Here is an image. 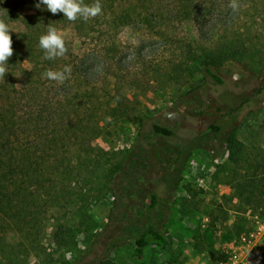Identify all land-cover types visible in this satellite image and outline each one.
<instances>
[{
    "label": "rangeland",
    "instance_id": "obj_1",
    "mask_svg": "<svg viewBox=\"0 0 264 264\" xmlns=\"http://www.w3.org/2000/svg\"><path fill=\"white\" fill-rule=\"evenodd\" d=\"M168 1L163 10H142L121 26L110 52L97 34L93 41L70 25L59 29L74 54L64 66L76 64L95 83L100 130L90 139L64 134L57 155L68 164L58 168L57 183L46 177L35 192L32 229L30 219H9L4 251L23 254L27 245L22 264H91L103 255L117 264H215L249 230L251 214L264 208L263 201L247 207L234 196L230 182L240 175L223 143L234 127L248 152L264 149V0H237V10L231 0H201L189 18ZM233 37L250 59L216 68L218 83L194 55ZM43 82L49 100L65 96L61 112L69 121L79 103L71 95L72 74L63 84ZM153 123L173 134L154 132ZM210 124L219 127L216 134ZM201 176L204 189L197 184ZM151 193L156 204L149 211L168 245L137 253L127 231L145 218Z\"/></svg>",
    "mask_w": 264,
    "mask_h": 264
},
{
    "label": "trees",
    "instance_id": "obj_2",
    "mask_svg": "<svg viewBox=\"0 0 264 264\" xmlns=\"http://www.w3.org/2000/svg\"><path fill=\"white\" fill-rule=\"evenodd\" d=\"M165 0H100L102 14L90 18L87 22L77 19L68 21L62 13L51 14L44 5H36L39 0H0V18L8 24L11 32L13 55L7 61V70L4 79H0V264H22L29 256L28 246L24 245L23 254L4 251L6 246L4 233L9 219L17 216L23 222L32 220L29 228H33L34 214L31 210L35 199V192H39L42 183L46 180L57 183L58 168L66 165V157L57 155L61 147L64 134L70 132L76 136L79 132L86 134L89 139L97 136L100 130L99 120L96 118L95 83L86 79L77 65L71 68L74 80L72 97L78 98V109H74L69 121L65 119L61 110L64 107L65 96L62 93L54 101L45 97L43 73L48 69L62 68L74 57L69 46L67 54L56 60H45L43 51L38 45V38L46 33L47 26L52 25L58 30L70 25L80 37L94 41L95 34L102 38L101 49L106 52L114 50L115 36L119 28L142 14V10L157 12L167 5ZM175 3L177 12L183 18L191 17L197 10L201 0H169ZM94 0H84L91 5ZM173 5V4H172ZM140 9V10H139ZM24 10L34 12L32 17L23 14ZM181 17V18H182ZM194 60L204 72L218 83L222 79L215 73V69L229 62H244L250 59L245 44L239 37L228 38L208 49L199 47ZM74 62V60H72ZM29 65V66H28ZM20 75L21 81H16ZM79 108L84 111L79 116ZM71 126V127H69ZM210 130L216 134L219 127L210 124ZM69 130V131H68ZM152 130L162 136H170L173 131L157 123H153ZM46 133L49 139L35 141L33 136ZM47 142V145L45 144ZM45 141V143L43 142ZM223 143L227 150V159L234 165L239 179L230 182L233 194L238 202L247 207L264 202V173H261V164L264 163V149L255 154L248 152L245 144L238 138L233 127L226 133ZM49 148L52 153L45 150ZM69 150L67 147L66 151ZM44 151V153H38ZM50 153V154H49ZM47 166L52 177L47 176ZM10 171L15 172L14 175ZM59 182H62V178ZM47 195V194H46ZM49 195V194H48ZM150 204L147 207L145 218L136 221L132 230H128L137 253L149 245L165 250L168 241L159 229L149 208L156 204V196L150 194ZM28 222V221H27ZM30 223V222H29ZM91 264H117L108 256H101Z\"/></svg>",
    "mask_w": 264,
    "mask_h": 264
},
{
    "label": "clouds",
    "instance_id": "obj_3",
    "mask_svg": "<svg viewBox=\"0 0 264 264\" xmlns=\"http://www.w3.org/2000/svg\"><path fill=\"white\" fill-rule=\"evenodd\" d=\"M41 4L53 15L62 13L70 22H75L77 19L87 22L90 18L102 14L100 0H94L91 5L85 4L84 0H39L36 7L39 8ZM229 6L233 10H237V0H231ZM10 32L11 30L6 21L0 18V79H4L5 74L8 72L7 61L13 55ZM38 45L43 51L45 60L63 58L68 52L64 34L52 25H48L46 33L39 36ZM70 74L71 66L65 65L57 70L48 69L42 75L48 80L63 84Z\"/></svg>",
    "mask_w": 264,
    "mask_h": 264
},
{
    "label": "built area",
    "instance_id": "obj_4",
    "mask_svg": "<svg viewBox=\"0 0 264 264\" xmlns=\"http://www.w3.org/2000/svg\"><path fill=\"white\" fill-rule=\"evenodd\" d=\"M197 184L200 188L206 187L204 176L197 178ZM250 219L249 230L233 239L224 250L225 255L215 264H264V208L252 213Z\"/></svg>",
    "mask_w": 264,
    "mask_h": 264
}]
</instances>
